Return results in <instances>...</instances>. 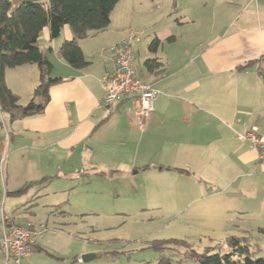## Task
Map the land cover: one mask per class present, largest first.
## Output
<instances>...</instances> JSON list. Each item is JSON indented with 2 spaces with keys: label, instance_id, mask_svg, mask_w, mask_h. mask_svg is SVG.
<instances>
[{
  "label": "crops",
  "instance_id": "1",
  "mask_svg": "<svg viewBox=\"0 0 264 264\" xmlns=\"http://www.w3.org/2000/svg\"><path fill=\"white\" fill-rule=\"evenodd\" d=\"M168 1L167 15L183 16L157 28L129 21L125 11L117 22L116 5L107 29L78 41L88 62L82 69L59 55L60 46L73 38L68 27L56 39L48 28L41 31L39 48L59 81L49 88L41 114L10 121L0 111V156L6 155L0 168V230L2 218L16 214V223L37 226L33 212L19 207L6 212L7 204L17 203L11 193L29 182L76 178L89 169L96 178L131 188L137 212L164 221L150 242L185 238L202 249L242 234L264 241V168L257 149L240 139L253 129L264 136V0ZM134 6L130 12L141 14L143 8ZM149 27V40L142 44V28ZM131 31L140 34L133 46L137 75L159 91L146 118L133 116L128 99L100 107L109 63L101 54ZM154 37L161 46L150 52ZM147 59L160 64L155 74L145 68ZM5 82L26 105L39 83V68L7 69ZM100 172L115 173L96 175ZM42 237L21 264L38 254ZM257 249L264 256V243Z\"/></svg>",
  "mask_w": 264,
  "mask_h": 264
},
{
  "label": "rangeland",
  "instance_id": "2",
  "mask_svg": "<svg viewBox=\"0 0 264 264\" xmlns=\"http://www.w3.org/2000/svg\"><path fill=\"white\" fill-rule=\"evenodd\" d=\"M170 2L120 0L113 16L120 23L125 11L129 21L157 28L182 18V13L167 15ZM160 4L161 8L155 10ZM134 5L143 8L141 14L130 12V7L135 8ZM150 27L142 28V44L149 40ZM88 170H83V176L76 174V178L60 175L42 188L34 184L23 196L15 197L17 203L13 208L6 205L7 213H11L15 207H19L20 211L33 212L31 220L36 225H45L48 230L40 239L38 254L28 257L25 264H156L158 254L148 248L149 237L164 221H151L149 215L137 212V204L130 196L131 188L114 181L116 179L96 178ZM15 175L24 178L23 174ZM52 202L55 204L51 205ZM61 203L63 208L60 207ZM1 206L2 200L0 210ZM14 217L19 219L17 214ZM263 243L262 240H251L253 247H262ZM86 256L89 257L83 262ZM175 264L198 263L195 260H182Z\"/></svg>",
  "mask_w": 264,
  "mask_h": 264
},
{
  "label": "trees",
  "instance_id": "3",
  "mask_svg": "<svg viewBox=\"0 0 264 264\" xmlns=\"http://www.w3.org/2000/svg\"><path fill=\"white\" fill-rule=\"evenodd\" d=\"M119 1L0 0V111L10 121L41 114L49 102V88L59 81L51 76L52 66L39 48L41 31L48 28L50 38L56 39L61 35L62 29L68 27L73 38L60 46L59 55L72 68L82 69L88 62L78 41L86 38L90 32L107 29L111 13ZM159 46L161 42L154 37L148 50L154 52ZM255 63L248 62L237 70H243ZM23 65H37L39 68V83L26 105L19 103V96L5 82L7 69ZM144 66L148 73L155 74L159 71L160 64L156 59H147ZM114 173L100 172L96 175L112 176ZM53 178L46 177L38 182H29L11 195H22L34 184H39L42 188ZM12 220L15 221L14 217ZM251 240L246 234L228 237L221 242H211L200 251L185 238L155 240L148 244V248L154 249L158 254L156 264H175L182 260H195L198 264H264V256L260 255L257 247L251 245Z\"/></svg>",
  "mask_w": 264,
  "mask_h": 264
},
{
  "label": "built area",
  "instance_id": "4",
  "mask_svg": "<svg viewBox=\"0 0 264 264\" xmlns=\"http://www.w3.org/2000/svg\"><path fill=\"white\" fill-rule=\"evenodd\" d=\"M140 40L138 31L129 32L124 38L103 51L108 55L109 63L102 83L105 96L100 107L107 110L112 105L128 99L132 101V114L135 118H146L154 111V104L159 91L153 84L137 75L134 67L133 46ZM257 149L258 160L264 168V136H257L256 130H250L240 136ZM5 153L0 156V168L5 162ZM45 225L33 223L19 224L11 217H3L0 230V257L4 264H21L30 254L36 239L47 233ZM52 232V231H51Z\"/></svg>",
  "mask_w": 264,
  "mask_h": 264
},
{
  "label": "water",
  "instance_id": "5",
  "mask_svg": "<svg viewBox=\"0 0 264 264\" xmlns=\"http://www.w3.org/2000/svg\"><path fill=\"white\" fill-rule=\"evenodd\" d=\"M88 257H89V256L83 257L82 261H83V262L87 261V258H88Z\"/></svg>",
  "mask_w": 264,
  "mask_h": 264
}]
</instances>
